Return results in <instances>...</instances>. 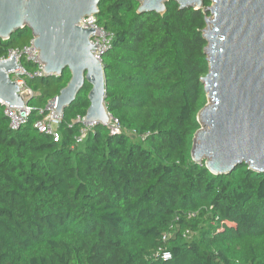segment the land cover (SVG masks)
I'll return each mask as SVG.
<instances>
[{"label":"trees","instance_id":"16d2710c","mask_svg":"<svg viewBox=\"0 0 264 264\" xmlns=\"http://www.w3.org/2000/svg\"><path fill=\"white\" fill-rule=\"evenodd\" d=\"M211 4L168 1L159 14L139 13L138 0H100L98 23L113 36L101 58L106 106L121 134L99 125L78 141L88 82L58 141L34 127L68 68L26 79L32 112L18 130L0 104V264H264V172L243 163L215 175L191 153L208 103ZM33 37L24 27L0 39V58Z\"/></svg>","mask_w":264,"mask_h":264},{"label":"water","instance_id":"95a60500","mask_svg":"<svg viewBox=\"0 0 264 264\" xmlns=\"http://www.w3.org/2000/svg\"><path fill=\"white\" fill-rule=\"evenodd\" d=\"M139 13L167 11V2L180 9H202L204 0H138ZM100 0H0V39L29 27L46 76L71 79L56 97V112L76 99L88 82L90 106L82 120L107 126L112 114L106 106V81L98 48L91 40L100 30L84 28L82 20L99 15ZM203 35L209 72L203 78L208 103L199 112L201 128L193 140L192 157L206 162L215 175L231 173L246 163L264 172V0H212ZM18 67L16 53L0 59V100L23 107L19 84L11 72Z\"/></svg>","mask_w":264,"mask_h":264},{"label":"built area","instance_id":"2783aa9c","mask_svg":"<svg viewBox=\"0 0 264 264\" xmlns=\"http://www.w3.org/2000/svg\"><path fill=\"white\" fill-rule=\"evenodd\" d=\"M80 25L84 28H94L101 31L100 34L94 32L91 38L92 42L98 46V48H96L93 52L96 57L101 60L102 56L112 48V34H110L104 27L99 25L96 15L84 18ZM14 53H16V61L19 68H16L10 74L12 79L18 82L20 92L24 100L27 101V104L23 107H14L8 103L2 102L1 100L0 104L4 105L5 107L4 113L10 120L11 128L18 130L22 125L28 122L29 116L32 112L31 107L28 105V100L34 95V92L28 87L26 79L33 76L40 77L46 75L43 71L44 64L39 57V50L34 46L33 40L22 50L12 49L8 52L6 57H2L0 59H9ZM23 58H26L27 61L33 63V65L36 67L34 71L29 70L24 66L22 62ZM40 114L42 117L36 121L34 127L42 133L51 135L55 141H58L60 138L59 127L62 117H60V115H58L56 112V98L49 101L46 108L40 110ZM75 121L80 122L82 125L81 134L78 137L79 142L82 141L88 135V133L93 131L96 127V122L82 120L81 116H78ZM107 127L114 135L121 134L122 132L119 120L113 116L111 117ZM162 255L165 259L171 258V252L168 250L162 251Z\"/></svg>","mask_w":264,"mask_h":264},{"label":"bare ground","instance_id":"6f19581e","mask_svg":"<svg viewBox=\"0 0 264 264\" xmlns=\"http://www.w3.org/2000/svg\"><path fill=\"white\" fill-rule=\"evenodd\" d=\"M22 49V48H21ZM32 64V63H31Z\"/></svg>","mask_w":264,"mask_h":264}]
</instances>
